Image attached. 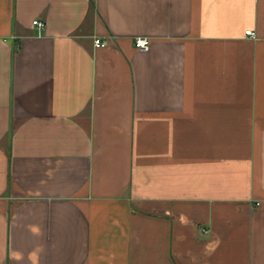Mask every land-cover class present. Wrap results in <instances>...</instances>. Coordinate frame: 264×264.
<instances>
[{
	"label": "crops",
	"instance_id": "obj_1",
	"mask_svg": "<svg viewBox=\"0 0 264 264\" xmlns=\"http://www.w3.org/2000/svg\"><path fill=\"white\" fill-rule=\"evenodd\" d=\"M0 264H264V0H0Z\"/></svg>",
	"mask_w": 264,
	"mask_h": 264
},
{
	"label": "built area",
	"instance_id": "obj_2",
	"mask_svg": "<svg viewBox=\"0 0 264 264\" xmlns=\"http://www.w3.org/2000/svg\"><path fill=\"white\" fill-rule=\"evenodd\" d=\"M33 24L38 26L40 29H43L45 27V23L40 21V20L33 21ZM246 34L247 35H251V36L254 35V33L251 30L246 31ZM134 45L140 51L147 52L150 49L151 43H150V40L148 38L137 37L134 40ZM95 46L96 47H105L106 46V42L103 41L102 39L98 38V39L95 40Z\"/></svg>",
	"mask_w": 264,
	"mask_h": 264
}]
</instances>
